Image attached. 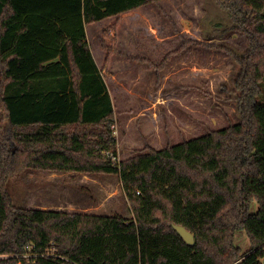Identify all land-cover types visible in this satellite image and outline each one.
<instances>
[{"label":"trees","instance_id":"trees-1","mask_svg":"<svg viewBox=\"0 0 264 264\" xmlns=\"http://www.w3.org/2000/svg\"><path fill=\"white\" fill-rule=\"evenodd\" d=\"M160 1L0 0V264H262L264 0H214L248 38L233 53L240 121L119 160L86 27ZM32 171L119 176L133 218L18 207L8 181Z\"/></svg>","mask_w":264,"mask_h":264},{"label":"rangeland","instance_id":"rangeland-1","mask_svg":"<svg viewBox=\"0 0 264 264\" xmlns=\"http://www.w3.org/2000/svg\"><path fill=\"white\" fill-rule=\"evenodd\" d=\"M115 24V52L108 58L102 42L112 45L104 33ZM86 29L114 102L119 160L240 121L235 82L241 67L233 53H245L248 38L214 0L150 3ZM7 189L18 207L133 218L116 175L32 171L9 179ZM234 239L243 254L251 250L245 230Z\"/></svg>","mask_w":264,"mask_h":264},{"label":"water","instance_id":"water-1","mask_svg":"<svg viewBox=\"0 0 264 264\" xmlns=\"http://www.w3.org/2000/svg\"><path fill=\"white\" fill-rule=\"evenodd\" d=\"M175 230L181 235L184 241L190 245H195V237L194 235L189 232L184 226L181 225H174Z\"/></svg>","mask_w":264,"mask_h":264},{"label":"crops","instance_id":"crops-1","mask_svg":"<svg viewBox=\"0 0 264 264\" xmlns=\"http://www.w3.org/2000/svg\"><path fill=\"white\" fill-rule=\"evenodd\" d=\"M186 95H188V94H186ZM179 96V95H178ZM173 97H176V96H173ZM173 97H171V98H173ZM165 100V99H164ZM164 100H163V102H164ZM154 105V104H153ZM142 106H143V104H142ZM146 104L143 106V108H146ZM144 114V113H143ZM142 113L139 115V116H141V115H143ZM151 114V113H150ZM146 115V114H145ZM201 121V120H200ZM150 129L148 128V127H144L143 126V131H144V133H146L145 135H147L149 132ZM127 138H129V142L130 143H134V141H135V138L136 137H133L131 134L129 135V137L128 136H126ZM51 173H54V172H51Z\"/></svg>","mask_w":264,"mask_h":264}]
</instances>
